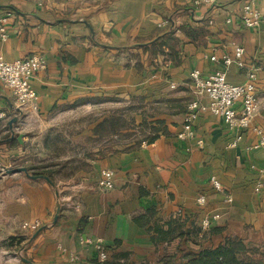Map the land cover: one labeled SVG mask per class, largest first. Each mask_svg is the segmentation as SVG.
<instances>
[{
  "label": "crops",
  "instance_id": "0c3cea01",
  "mask_svg": "<svg viewBox=\"0 0 264 264\" xmlns=\"http://www.w3.org/2000/svg\"><path fill=\"white\" fill-rule=\"evenodd\" d=\"M248 1L0 0V18L13 13L6 23L8 38L0 39V54L9 62L36 55L45 63L32 79L36 108L18 109L0 81V121L11 131L8 123L18 117L15 137L10 132L4 142L8 150L23 156L37 142L47 150L53 131L76 125L80 117L87 121L80 129L86 141L72 145L75 154L66 162L71 171L56 189L39 179L21 184L22 204L33 207L25 218L44 227L33 241V261L68 263L73 254L78 263L99 260L98 251L84 240L101 239L109 264H157L163 254L176 252L183 239L157 243L149 226L167 231L177 221V234L196 226L202 236L201 219L210 213L221 218L213 222L208 242L237 235L264 245V192L254 191L264 149H247L258 142V135L249 130L231 146L235 135L223 119L204 112L195 122L193 138L177 137L187 106L196 97L190 72L221 69L224 58H234L238 47L244 48V66L233 63L227 78L241 84L255 72V125L264 130V22L257 28L239 25V13ZM254 4L264 9V0ZM173 27L177 61L167 51L153 54L134 46ZM113 101L133 105L135 128L146 124L144 132L156 138L123 147L119 141L106 144L126 129L99 135L98 124L111 116L124 117L125 110L118 107L94 119L90 108ZM98 137L111 138L98 142ZM103 170L114 172L112 189L99 186ZM212 175L221 182L222 192L213 190ZM201 194L207 196L202 206L197 203ZM226 195H232L231 203H226ZM58 204L61 210L53 223ZM139 215H146L149 223L136 222L134 216Z\"/></svg>",
  "mask_w": 264,
  "mask_h": 264
},
{
  "label": "built area",
  "instance_id": "2783aa9c",
  "mask_svg": "<svg viewBox=\"0 0 264 264\" xmlns=\"http://www.w3.org/2000/svg\"><path fill=\"white\" fill-rule=\"evenodd\" d=\"M213 0H195L196 4L210 3ZM13 13L8 11L0 18V39L8 38L7 21ZM228 22L231 19L227 20ZM168 21H165L167 23ZM264 22V9L255 6L254 0L246 2L239 13V25L245 28H257ZM163 23V24H165ZM244 48L238 47L235 57H225L223 67L209 74H203L200 70L194 69L190 72L191 86L196 96L187 106L182 130L177 134L180 139H191L195 135V122L199 115L204 112H210L220 116L225 122L227 128L234 133V139L231 146H237L243 139L247 131H253L258 135V142L247 147V149H264V130L255 125V119L259 112V99L257 86L255 83V72H250L248 80L241 84H233L228 81L227 73L230 66L236 63L238 67H243L242 55ZM216 57L213 56L212 60ZM45 67L43 59L39 56H31L24 59H18L13 62L6 61L0 54V81L3 86L9 89L14 98L18 109L27 107L36 108L38 95L32 86V79L37 71ZM203 99H207L204 102ZM260 179L254 184L256 193L264 192V166L259 169ZM115 179L112 170H103L99 180V186L103 190H109L114 187ZM210 184L214 191L222 192L223 187L219 179L212 175ZM226 203L233 201L232 195L225 196ZM207 196L201 194L197 197L199 205H205ZM221 218L220 213H210L201 219V228L208 230L214 221ZM41 227L39 220L31 222L25 221L23 228L37 230ZM84 243L92 244L98 251L99 261H106L107 254L101 239H86ZM79 257L71 255L70 262H77Z\"/></svg>",
  "mask_w": 264,
  "mask_h": 264
},
{
  "label": "rangeland",
  "instance_id": "374dc122",
  "mask_svg": "<svg viewBox=\"0 0 264 264\" xmlns=\"http://www.w3.org/2000/svg\"><path fill=\"white\" fill-rule=\"evenodd\" d=\"M137 106L136 104L135 107ZM118 107L125 110V113L123 112L125 117L119 120V125H122L126 130L106 144L112 145V143L119 141L117 144L123 147L129 142L136 143L145 138L147 136L146 132H140L139 129L137 131L135 125L131 122L133 105H130L129 102L123 106V104L113 101L105 105H96L93 109L91 107L90 111H93L92 116L95 119L106 111L111 113L118 111ZM89 117H87L88 120H90ZM82 120H84L83 117H80L76 125L70 127L60 126L61 131H53L52 137L48 140L49 147L47 150L43 149L42 143L38 145L37 142L30 144L23 156L8 150L9 144L4 142L7 141L11 131L8 129L6 121H0V264H27L26 259L33 261V252L36 248L33 245V235L36 230L23 228L25 221L31 222L25 216L31 215L33 207L22 204L23 190L21 184L31 178L25 172H14V170L26 167L31 175H43L44 172L52 173L55 184L52 183L56 185V189L57 185H60L58 183L59 179L68 175L71 171V166L66 162L69 161V157H73L75 154V148L72 145L76 142L84 145L86 141V136L81 133L80 129H83L84 123L87 121ZM109 138L111 137H106V139L98 137L96 139L100 142ZM37 181L50 185L43 178ZM182 247L187 246L183 245Z\"/></svg>",
  "mask_w": 264,
  "mask_h": 264
},
{
  "label": "trees",
  "instance_id": "16d2710c",
  "mask_svg": "<svg viewBox=\"0 0 264 264\" xmlns=\"http://www.w3.org/2000/svg\"><path fill=\"white\" fill-rule=\"evenodd\" d=\"M176 27L171 28L170 30L167 29L162 31L160 34L156 35L153 39L146 41V42H139L134 43V46L137 48L141 47L145 51H150L153 54L157 53H165L166 51L169 53L170 57L177 61V42L178 39L175 36ZM166 52V53H167ZM133 109V108H132ZM125 117V116H124ZM123 118H117L115 116H111L106 118L104 121L98 124L97 132L99 135L102 134H110L117 135V130L122 125H119V120ZM135 125L134 116L132 115V121ZM136 127V125H135ZM124 128V127H123ZM140 132H144L147 130L148 126L143 124L139 127ZM138 131V129H137ZM104 134V135H105ZM147 138L148 142L152 141L156 138V135L146 136L145 138L137 141L136 143L139 144L141 141H144ZM50 173V172H49ZM47 174V175H44ZM36 174L42 176H48L51 182H54L52 177V173L48 174ZM134 220L139 224L142 222L149 223V218L146 215H139L134 216ZM175 223L174 229H169L164 231L162 228L158 226H154L152 228L149 226L147 229L149 231H154L157 234V239L155 241L163 242L164 240L172 239L176 236L183 239V244L189 245L185 248H182V245H179L177 251L174 253H166L160 258L157 264H264V245L255 244L252 242H246L244 238L240 236H233L227 235L224 236L220 241L208 242L207 239L212 233V227H210L206 231H202L203 235L200 236V230L193 226L189 229V232H182L176 233L177 227H180L181 224H178L177 221H173ZM27 264H42V263H35L30 259L25 260ZM84 264H109L107 261H99V260H89L87 262H82ZM51 264H67L63 263H51Z\"/></svg>",
  "mask_w": 264,
  "mask_h": 264
},
{
  "label": "water",
  "instance_id": "95a60500",
  "mask_svg": "<svg viewBox=\"0 0 264 264\" xmlns=\"http://www.w3.org/2000/svg\"><path fill=\"white\" fill-rule=\"evenodd\" d=\"M17 121H18V117H13V118L9 121V123H8V124H9V127H10V129H11V132H12V136H11V137H13V138L15 137L14 124H15ZM22 138H23V135H22V134H19V135L17 136V139H18L19 142H23V139H22ZM14 172H25L26 175H27L29 178L33 179V180H37V179H41V178H43V179H45L46 181H48L51 185H53V183L51 182V180H50V178H49L48 176H42V175H31L26 167L16 168V169L14 170ZM60 210H61V208H60V205L58 204V205H57L56 214H55L54 219H53V223H56V222H57V219H58V216H59ZM43 229H44V227H39V228L35 231V233H34V235H33V238H35V237H36V236H37V235H38ZM67 264H84V263L68 262Z\"/></svg>",
  "mask_w": 264,
  "mask_h": 264
}]
</instances>
